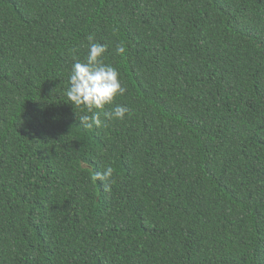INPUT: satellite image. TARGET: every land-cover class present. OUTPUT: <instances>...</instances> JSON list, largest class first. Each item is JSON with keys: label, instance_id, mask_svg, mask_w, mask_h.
<instances>
[{"label": "trees", "instance_id": "16d2710c", "mask_svg": "<svg viewBox=\"0 0 264 264\" xmlns=\"http://www.w3.org/2000/svg\"><path fill=\"white\" fill-rule=\"evenodd\" d=\"M89 36L129 113L85 129ZM0 264H264V0H0Z\"/></svg>", "mask_w": 264, "mask_h": 264}, {"label": "clouds", "instance_id": "9594fccd", "mask_svg": "<svg viewBox=\"0 0 264 264\" xmlns=\"http://www.w3.org/2000/svg\"><path fill=\"white\" fill-rule=\"evenodd\" d=\"M88 40L86 59L83 62L77 60L72 65L65 91L69 104L85 110V114L78 118L85 129L100 125L101 112L108 121H122L129 113L127 107L114 104L116 97L123 96L127 89L122 85L117 68L103 62V54L107 51L106 45L94 42L93 36H89ZM116 51L117 54H122L123 48L117 47ZM107 105L113 107L105 110ZM95 176L101 182L111 181L114 168L106 166L103 172H97Z\"/></svg>", "mask_w": 264, "mask_h": 264}]
</instances>
